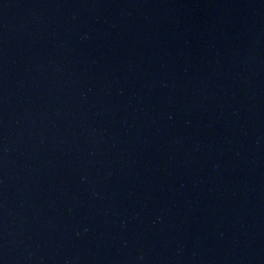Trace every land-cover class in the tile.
Returning a JSON list of instances; mask_svg holds the SVG:
<instances>
[{
  "label": "water",
  "instance_id": "obj_1",
  "mask_svg": "<svg viewBox=\"0 0 264 264\" xmlns=\"http://www.w3.org/2000/svg\"><path fill=\"white\" fill-rule=\"evenodd\" d=\"M0 264H264V0H0Z\"/></svg>",
  "mask_w": 264,
  "mask_h": 264
}]
</instances>
